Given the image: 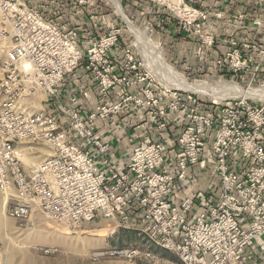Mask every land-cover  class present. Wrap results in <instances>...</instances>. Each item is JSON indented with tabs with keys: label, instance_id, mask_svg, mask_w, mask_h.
Instances as JSON below:
<instances>
[{
	"label": "built area",
	"instance_id": "obj_1",
	"mask_svg": "<svg viewBox=\"0 0 264 264\" xmlns=\"http://www.w3.org/2000/svg\"><path fill=\"white\" fill-rule=\"evenodd\" d=\"M150 1L177 14L163 0ZM254 3L264 8V0ZM178 7L184 13L177 14L183 28L211 49L214 37L201 35V23L212 13L185 0H178ZM232 19L244 21L246 15ZM250 20L264 32V19ZM76 39V32L46 21L25 0H0V189L13 193L10 215L23 219L36 207L49 219L71 226L98 218L120 225L133 221L146 238L144 248L113 250L110 255L138 258V264H264V101L238 96L208 100L206 105L196 94L180 90L156 95L151 83L129 95L127 88L147 77L129 49L121 75H113L108 52L117 35L96 39L85 52ZM215 65L233 79L239 75L240 88L254 89L264 78V43L232 42ZM80 66L92 74L103 96L118 88L119 101L97 106L85 119L76 108L58 104L62 121L48 114L44 103L56 95L65 74ZM37 90L44 100L36 109ZM130 103L146 109L159 130L166 129L170 113L183 117L175 169L166 165L160 142L136 147L125 165L108 156V142L93 134L91 125L97 118L127 111ZM22 140L45 141L53 153L25 170L16 153ZM234 153L244 169L232 168ZM209 165L218 193L190 220L195 202L184 198L175 204L172 184L184 181L191 168L205 170Z\"/></svg>",
	"mask_w": 264,
	"mask_h": 264
},
{
	"label": "crops",
	"instance_id": "obj_2",
	"mask_svg": "<svg viewBox=\"0 0 264 264\" xmlns=\"http://www.w3.org/2000/svg\"><path fill=\"white\" fill-rule=\"evenodd\" d=\"M25 1L29 6L38 9L46 20H50L57 25H65L68 30L76 32V43L83 52L103 32L101 29L104 21L102 22V18L99 16L100 0ZM136 1L124 0V9L127 15L131 19L135 18L133 21H139L140 27H146L147 25L146 28L148 30L151 26L158 28V19L162 20L161 16L165 12L158 13L159 9L153 3H150L149 0H140L142 3L139 5H137L139 1L135 3ZM189 3L201 10H209L212 13L201 25L204 34L208 35L214 32L215 37H213L215 42L213 49L206 48L209 52L206 51L197 57L195 49L203 47L198 41H195L197 38H190L188 42L183 41V39L181 41L180 38L183 34L178 32L181 29L175 18L171 19L172 15L169 14V16L166 13L169 17L165 21H170L167 27L169 31L176 33L173 37L178 42H181L182 46L187 44L192 49V59L189 58L188 60L192 65H195V61L202 65L209 66L213 64V74L217 73V75L225 77L226 73L224 70H220L215 66V60L224 56L232 42L239 43L246 40L247 42L264 43V32L261 30V27L254 25L250 20L264 19V8L256 7L254 0H189ZM120 9L121 15L131 24L128 17L123 14L121 6ZM114 10L116 11L115 8ZM239 13H245L246 19L244 21L232 19V16ZM116 14L125 23L123 17L117 11ZM151 18L154 20V24L152 25L150 24ZM149 19L150 22H148ZM165 30L167 29L165 28ZM125 47L126 44L120 41L109 54L111 60L115 62L119 70L123 61V50ZM173 60L178 61L175 56H173ZM201 73L206 76L212 75V71L207 67H203ZM241 78L242 82L245 81L244 77ZM142 87H144V84H139L129 89L128 92L136 94ZM84 92L86 96H83ZM48 99L49 102L44 103L48 114L60 117L57 106L58 104H62L76 108L81 117L85 119L97 106L115 103L118 99V88L109 91L106 97H101L99 91L94 87L92 74L85 67L80 66L75 71L65 74L56 95L52 98L48 97ZM60 118L62 119V117ZM184 122L180 114L170 113L166 129L159 130L148 117L146 109L137 108L131 104L127 111L111 115L107 119H95L91 125V130L93 134L108 142L110 147L108 156L119 163V165H125L128 162L133 149L136 147L144 146L149 142H160L166 149V165L170 169H175L176 140L183 128ZM231 164L232 168L236 171L244 169L243 161L238 153L232 155ZM172 188L174 195L177 196L172 199L175 204H179L181 199L193 198L195 206L188 217L190 220L204 210L206 200H213L218 193V183L212 165H209L205 170L191 168L187 178L184 181L175 180ZM198 192H201L204 197L196 198Z\"/></svg>",
	"mask_w": 264,
	"mask_h": 264
},
{
	"label": "rangeland",
	"instance_id": "obj_3",
	"mask_svg": "<svg viewBox=\"0 0 264 264\" xmlns=\"http://www.w3.org/2000/svg\"><path fill=\"white\" fill-rule=\"evenodd\" d=\"M114 1L115 4L111 0H108V2L107 0H100L99 16L102 18L101 21H104V24L101 29L103 32H101L96 39L107 38L112 34H116L118 42L115 43V45L110 49V51L116 45H118L120 41L126 44V47L123 50V61L120 66V70L117 68L115 62L110 58L111 62L114 65L113 75L115 77L121 75L122 65L124 63V52L125 50L129 49L133 52L137 61L141 62L142 64L140 72L147 77L146 80L141 83L144 84V87H142V89L145 88L147 84L151 83L153 85L152 88L154 89L155 87L156 95H159L162 91L164 92L172 89L180 90L174 86V79H171V77L167 76V74L160 68L161 65L158 64L156 60L157 58L153 55L155 54V52H150L151 49H148L150 50L148 52L146 46H143V44H141L143 43L141 42L142 35L151 43L152 46L158 47V50L160 51L164 63L169 65L172 69L179 73L186 80V82L191 84L199 83L208 87L220 84L222 85L224 83L230 85L236 84L235 86L239 87V75H237L234 79L231 78V76L226 75V77H222L221 75H217V73L213 74V64H210L208 66L202 65L195 61V65H192L188 62L189 58L192 59V49L187 46V44L182 46V43L178 42V40L173 37L176 35V33L169 31L167 25L170 24V21L165 20L167 19V17L170 16L169 14L172 15L171 19L175 18V20L180 25L181 29L180 31H177L183 34L180 38L181 41L183 39V41L188 42V39H193L195 37L198 39H196L195 41H198V43L200 44L201 38L195 33H193L192 30L189 32L187 31V29L183 28V23L180 22V17L177 15H181L182 13L175 10L176 6L173 4L171 5V2L164 1L165 4L177 14L172 13L166 7L160 6L161 4L158 5L156 1L149 0L150 3H153L159 9L158 13L165 12V14L161 16V19L163 18L162 20L158 19V28H155V26H151L148 30V28H146L147 25L146 27H140L139 21L135 22L133 21V19L135 18L131 19V17L127 15L126 10L124 9V0H117L119 3L116 0ZM185 1L189 2V0ZM137 2V5L142 3L140 0H137L135 3ZM119 5L123 8V14L128 17L131 24L121 15L122 12ZM113 7L123 17L125 23L117 16L116 11ZM102 8H104V10H102ZM36 10L42 16L41 12L38 9ZM166 13H168L169 16H167ZM153 21L154 20L151 18V22L150 19L148 22H150V24L152 25L154 24ZM104 25L107 27H105ZM165 28L167 30H165ZM201 35L206 36V34L202 32V25ZM211 35L215 37L214 32ZM213 47L214 45L211 49H213ZM110 51L108 52L109 57ZM206 51L209 52L204 46L197 47L195 49L197 57ZM147 54L149 56H146ZM173 56L178 59L177 62L173 60ZM215 66L217 67V65ZM203 67L209 68L212 71V75L206 76L201 73ZM217 68L220 69L221 67ZM1 77L2 73L0 71V78ZM262 84H264V78L260 79L251 88L259 89L258 87ZM131 88H127V90ZM244 88L245 87H243V89ZM128 94L135 95L130 94L129 92ZM193 94H196L198 98H200L201 101L206 105L210 100H214L213 98H210L203 94ZM100 96L106 97L107 95L103 96L100 93ZM34 99L35 102L33 106L36 109L38 107L40 108L41 106H43L42 102L44 100V94L42 91L37 90L34 94ZM117 101H119V97ZM131 104L133 103H130V105ZM72 136L74 137L73 132H71V137ZM16 153L18 155V158L22 162L23 168L25 170H28L31 167H34L43 162L47 157L51 156L53 150L51 146L45 141L22 140L16 144ZM12 195L13 193H11L10 191H2L0 189V264L140 263V260H138V258L128 260L126 258L110 255V252L113 250L144 248L146 238L141 232L140 227L136 225L133 221L120 225V223L117 221H110L107 219L98 218L91 222H85L80 225L71 226L49 219L48 217L43 215L40 210H38V208L36 207L31 210V213L28 215V217L19 219L11 216L9 213V207H12V205L14 204L11 201ZM156 250L157 249H155V251ZM164 256L165 258H169L171 261H177L175 257L169 255L168 253H164Z\"/></svg>",
	"mask_w": 264,
	"mask_h": 264
},
{
	"label": "bare ground",
	"instance_id": "obj_4",
	"mask_svg": "<svg viewBox=\"0 0 264 264\" xmlns=\"http://www.w3.org/2000/svg\"><path fill=\"white\" fill-rule=\"evenodd\" d=\"M111 1H113L115 4L114 0H111ZM163 1L171 2V5L173 4L176 6L175 10H177L180 13H183V11L178 7V0H163ZM168 5H169V3H168ZM183 14H181V15H183ZM139 37H140V35H139ZM141 40H142L141 42H143L141 44H143V46H146L147 50L151 49V51L148 50V52L149 51L155 52V54H153V55L157 58L156 60H157L158 64L161 65L160 68L167 74V76L171 77V79H174L173 80L174 84H175L174 86L180 90H183L185 92H190V93L203 94L205 96L213 98L214 100H217L216 102H218L222 99L233 98V97H238V96L252 97L254 99L264 100V86L259 88V89L244 90V89L239 88L238 86L225 84V83L222 85L220 84V85L209 86V87L202 85V84H199V83H192V84L188 83L179 73H177L169 65L164 63L162 56L160 54V51L158 50V47L152 46L151 43L147 39H145L142 35H141ZM146 56H149V55L147 54ZM149 66H151V65H149ZM157 75H158V73H157Z\"/></svg>",
	"mask_w": 264,
	"mask_h": 264
},
{
	"label": "trees",
	"instance_id": "obj_5",
	"mask_svg": "<svg viewBox=\"0 0 264 264\" xmlns=\"http://www.w3.org/2000/svg\"><path fill=\"white\" fill-rule=\"evenodd\" d=\"M226 77V76H225Z\"/></svg>",
	"mask_w": 264,
	"mask_h": 264
}]
</instances>
